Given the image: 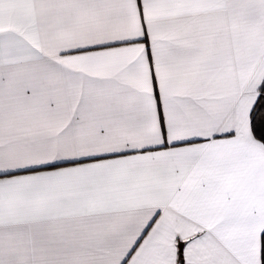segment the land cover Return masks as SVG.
<instances>
[{"label": "snow or ice", "instance_id": "snow-or-ice-1", "mask_svg": "<svg viewBox=\"0 0 264 264\" xmlns=\"http://www.w3.org/2000/svg\"><path fill=\"white\" fill-rule=\"evenodd\" d=\"M0 264H264V0H0Z\"/></svg>", "mask_w": 264, "mask_h": 264}]
</instances>
